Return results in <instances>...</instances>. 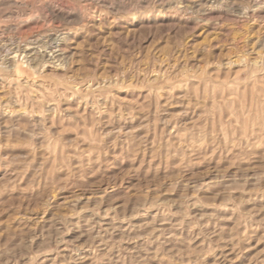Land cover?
Instances as JSON below:
<instances>
[{
	"label": "rangeland",
	"instance_id": "374dc122",
	"mask_svg": "<svg viewBox=\"0 0 264 264\" xmlns=\"http://www.w3.org/2000/svg\"><path fill=\"white\" fill-rule=\"evenodd\" d=\"M0 264H264V0H0Z\"/></svg>",
	"mask_w": 264,
	"mask_h": 264
},
{
	"label": "bare ground",
	"instance_id": "6f19581e",
	"mask_svg": "<svg viewBox=\"0 0 264 264\" xmlns=\"http://www.w3.org/2000/svg\"><path fill=\"white\" fill-rule=\"evenodd\" d=\"M14 54H15V53H14ZM14 54H13V55H14ZM24 60H25V59H24Z\"/></svg>",
	"mask_w": 264,
	"mask_h": 264
}]
</instances>
